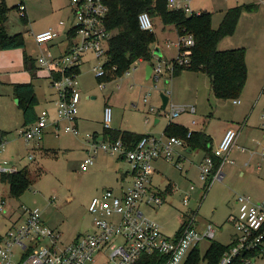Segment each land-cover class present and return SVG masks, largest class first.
<instances>
[{
  "label": "rangeland",
  "instance_id": "1",
  "mask_svg": "<svg viewBox=\"0 0 264 264\" xmlns=\"http://www.w3.org/2000/svg\"><path fill=\"white\" fill-rule=\"evenodd\" d=\"M69 2L70 0H27L22 5L25 6L30 17H25V14L20 12L17 7L22 3L20 0H6L7 6L11 9L7 30L12 35L22 33L25 42V46L21 48L23 53L32 55L31 57L37 58V60L42 55L48 56L47 47L39 46L34 41L33 20H37L39 26L47 25L56 19L58 21L60 19L65 20L68 16V10L61 18H57L58 15H52L53 8L67 7ZM211 2L216 9L213 21L216 28L223 11L220 6L224 0H211ZM206 3V0H197L196 4L192 6V10L199 12L200 7ZM51 15L53 17H49ZM47 17L49 18L46 19ZM162 29L159 21L155 27L157 39L161 45L165 43L167 37L174 41L172 45L167 44L170 51L169 57H172L175 52L178 53L179 51L177 43L179 39H177L176 32H163ZM235 34L236 32L232 36L224 38L221 43L234 42L235 39L230 37H234ZM60 40L58 39V41ZM56 49L52 48L51 54H57L58 50ZM254 54L256 53L254 52ZM157 63H160L163 70V75L159 76L158 79L155 77L147 79L145 64L137 62L130 68L129 74L126 73L124 76L106 83L105 88H103L102 83H99L93 72V67L96 65L89 63L83 65L78 78L81 101L79 103V130L77 134L66 133L67 122L65 121L61 122V131H57L58 135L49 134L45 137L44 142H36L37 140H35L27 143L19 135L20 132L17 133L12 130V133L4 139L2 163L10 167L15 165L20 169L28 168L32 185L23 196L16 199L10 195L9 183L3 181L0 175V197L8 210L4 214L5 220L0 223L1 232L9 229L6 228L8 222L11 225L21 221L19 219L22 216L20 209L23 205L42 210L44 222L62 233L60 239L62 246L71 244L78 235L93 232V217L89 212L92 199L106 188H117L120 185L118 179H120L121 169L130 171L131 168L127 161L98 151L94 155L95 164L89 168V171L83 172L81 170L82 163L87 159L85 149L90 150L94 134L98 133L96 135L98 142H95L99 145L104 140L102 120L105 103L109 98L111 99L110 104L114 107L111 127L116 130L132 129L140 131V133L147 131H152L155 134L160 133L164 126L169 123L168 113L171 112V107L166 110L163 109L162 95L172 97L175 105H180L179 103L182 102L181 105L183 106L178 107L195 106L197 114L194 119L200 123L209 121L214 133L219 132L220 126L223 125L219 118L229 120L230 123L234 121L232 125H237L235 129L239 132V136L246 128L247 123L262 124L264 66L255 61V58L252 60L250 68L248 67L247 79L248 94L250 98H254L252 102L245 103L243 97H240L242 102L240 105L233 103L238 99L217 100L209 89V79L206 76L188 73L181 75V78L174 79L167 72L168 62L159 60ZM170 63H176V58ZM47 83L45 81L44 85L48 86ZM247 84L244 91L247 89ZM117 86H120V89L117 90ZM40 92L43 97L44 92L42 90ZM145 98L147 99L146 104L143 103ZM133 104L138 105L141 110L133 109ZM42 108L41 105L40 110ZM146 118L149 120L148 124L145 123ZM156 119L161 120L160 124L155 125ZM174 120L189 122L191 117L189 114H182ZM244 136L246 135H243L242 138ZM155 137H160V135ZM87 141L90 143L88 144ZM199 158V156L193 157L192 160L198 163ZM186 165L187 168H190L188 175H182L170 162H159L156 164V168L161 174L180 186L190 184L196 186L197 190L193 192V198L188 207L195 211L197 202L202 200L198 214V230H204L209 223L218 227L214 240H204L200 244V252L202 256H205L213 241L224 246L231 243L234 229L227 222V219L233 213L232 201L236 195L251 196L250 184L254 183L256 179L247 182L234 173L232 178L228 176L224 180L205 186L199 171L193 168L190 162ZM232 167L226 165L225 172L227 173ZM180 202L181 199H176L173 202L175 207L166 204L155 210H147L148 215L162 226L164 233L168 236L174 235L182 224L181 211H185L184 208L186 207H181ZM99 261L100 259L98 263Z\"/></svg>",
  "mask_w": 264,
  "mask_h": 264
},
{
  "label": "built area",
  "instance_id": "2",
  "mask_svg": "<svg viewBox=\"0 0 264 264\" xmlns=\"http://www.w3.org/2000/svg\"><path fill=\"white\" fill-rule=\"evenodd\" d=\"M260 1L264 3V0ZM70 7L73 15L71 33H74V37L68 52L60 57L48 52V56L42 55L37 60L41 68L51 73L52 88L59 96L55 121L53 123L48 111H43L38 121L23 131L22 138L27 143L42 140L51 124L63 121L67 122L66 132L77 134L75 123L81 101L77 70L83 65L86 55L92 54L99 61L94 68L96 78L101 79L107 75L106 54L112 36L106 25L108 7L104 0H72ZM169 8L183 10L187 15L195 13L188 0H169ZM19 10L23 13L26 11L22 3L19 4ZM139 23L143 31H154L153 19L148 13L139 16ZM55 36L53 30H48L35 35V40L39 46H43ZM178 46L176 63L167 65L169 75H173L177 67L189 64L188 51L194 46L192 35L180 37ZM153 74L156 79L163 75L160 63L153 66ZM187 112L194 114L196 108L172 105L168 118L173 120ZM112 120L113 110L107 107L104 112L105 129L111 128ZM191 133L189 131L188 137ZM238 136L236 129H228L213 151V157L205 158L200 167V178L205 186L223 180V167L229 161ZM95 141L93 137L81 170L88 172L95 164L94 155L102 151L122 158L131 165L130 186L120 193L106 189L94 197L89 206L93 217V232L79 235L67 246L61 245L62 233L45 224L39 208L22 206V221L0 232V264H139L143 257L154 255L162 256L164 264H189L194 250L200 249L202 241L216 238L218 229L211 223L204 232L198 231L197 221L202 200L198 201L195 211L191 210L188 207L191 201L189 194L183 199L187 211L183 214L181 227L174 238L167 237L160 224L145 212L146 208L155 210L166 204L162 195L150 188L155 162L164 160L180 169V163L176 160L177 150L189 148L185 140L164 134L160 137L147 134L134 148L122 140L106 141L100 145ZM3 149L4 139L0 143V175L16 173L17 170L2 163ZM215 158L221 161L216 170ZM261 158L264 161V149ZM236 205V213L229 218L234 235L218 264H264V200L256 201L249 195L240 194ZM7 212L0 197V216ZM201 264L208 262L203 259Z\"/></svg>",
  "mask_w": 264,
  "mask_h": 264
},
{
  "label": "crops",
  "instance_id": "3",
  "mask_svg": "<svg viewBox=\"0 0 264 264\" xmlns=\"http://www.w3.org/2000/svg\"><path fill=\"white\" fill-rule=\"evenodd\" d=\"M26 1L27 0H21L22 4H24ZM71 1L72 0H70L69 5L67 7L62 6V7L53 8V14L52 15H58V16H56L57 18H61L66 13V11L68 10V16L65 20L60 19L58 21V19H56V21L50 22L49 24L42 25V26L38 25L37 20H35V21L33 20V23H32V25H33L32 34H34L33 38H34V41L36 44H37V42L35 40V35L42 33V32H45V31H48V30H53L55 32V34H56L55 38L52 41H50L49 43L43 45V46L47 47V50H49L48 52H50V53H51L52 48H57L56 49V50H58L57 54H53V56H55V57L64 56L68 52V50L71 46V43H72L71 40H69L70 33H71L72 21H73L72 10L70 7ZM196 2H197V0H188V4L190 5L191 9H192V6L194 4H196ZM206 2H207L206 3L207 5L205 4L203 7H200L199 12H195V13L209 12L212 14L213 21H214V12L216 11V9L213 7L211 0H206ZM0 3H1V0H0ZM52 5H53V3H52ZM244 5H256L257 10L253 13H248V12L243 13L241 15L240 20H239L237 31H236V34L234 36L235 38L230 37L231 39L232 38L235 39L234 42L228 41V42L221 43L222 42L221 41L219 43L218 48L220 51H228V50L242 49L243 48L247 52V67L250 68L251 62H252V60H254V58H255V61H257L261 66H264V3L263 2H261L260 0H224V2H222V6H220L223 9V11H222L221 16L219 18L220 21L218 23V27H216V28L214 27V24H213L214 22H212V27H213V29L217 30L220 27V25L224 19V16L228 10L235 8V7L244 6ZM24 14H25V17H28V16L30 17V14L28 12L25 11ZM9 15H10V13H9ZM52 15L49 17H53ZM49 17H47L46 19H48ZM8 20H9V16H8ZM8 20H7V23H8ZM158 20L159 19L153 20L154 32H155V27H156L157 23L160 21V20L159 21ZM7 23H6V28H7ZM160 23L163 27V29H162L163 32L169 31V33H172L170 31H174L177 34V39H180L178 32H177V29L175 27L164 26L161 21H160ZM7 32L10 36L22 34V33H17V34L12 35V34H10V32L8 30H7ZM61 38H63V39H61ZM58 39L59 40L61 39V40L58 41ZM178 42H179V40H178ZM173 43H174V41L170 40L167 37L165 43H163V45H161L160 41H158V39H157V43L153 47V61L151 63H147V62H144L142 60L139 61V63L145 64V76L146 77H147V74H146L147 66L150 65L153 67L156 65L157 61H159V60H164L165 62L170 63L177 57V55H178L177 52H175V55H173L172 57H169L170 51H169V45H167V44L172 45ZM254 52L256 54H254ZM29 56L31 57L32 55H29ZM24 59H25V53H23V50H21V49L0 51V135L1 136L3 135L4 138H6L10 133H12V130H15L17 133L20 132L19 135L22 137L23 131L28 126L32 125V124L25 125L24 114L19 107L18 99L15 95V86L16 85L32 84L34 86L36 98L38 101V104L35 108L36 118L39 119V117L43 111H48L50 113L52 119H53V123L55 121V115H56V111H57V102H58L59 96H58V93L52 88L51 73L48 70L41 68L39 66V64L37 62V58H36V59H34L35 60L36 73H35V76H33V74L25 68ZM87 63L97 66L99 64V61L95 58L94 55L88 54V55H86V57L84 59L83 65H85ZM96 66L93 67V72H94V68ZM81 67L77 70L79 74L81 73ZM188 73H192V72L185 71V72H182L177 77H174L171 75L170 76L175 79L178 77L181 78L182 77L181 75H183V74L185 75ZM194 74L204 75L202 73H194ZM204 76H206V75H204ZM154 77L155 76L152 73L151 77L147 78V79H151ZM45 81H46V83L48 82L47 83L48 86L44 85ZM98 81H99V83L103 84V88H105L106 83L111 82V81H108V82L104 83V82H102L101 79H98ZM248 88H249V84H247V89L243 92V95L241 96V97H243V101L245 103L252 102V100L254 98V97L250 98V96L248 94L249 93ZM116 89L117 90L120 89V86H117ZM209 89H210V91H212L210 79H209ZM41 90L44 92L43 97H42V94L40 92ZM212 94H213V91H212ZM167 97L169 98V102H168V105L165 108V110L167 108L171 107L172 105L177 106V107L183 106V105H181L182 102L179 103L180 105H175L173 102V98L170 97L169 95ZM145 99L143 100L144 104L147 103V99H146V102H145ZM110 100L111 99L109 98L106 101L105 107H104V112H105V109L107 107H110L113 110L114 107L110 104ZM217 100H219V99H217ZM237 101H240V103L235 104V105H240L242 103L240 99H238ZM233 103H234V101H233ZM41 105L43 106V108L40 110ZM133 105H134L133 109H136V110L139 109L138 105H136V104H133ZM193 107H195V106H193ZM140 110L141 109H139V111ZM151 111H152V109H151ZM184 114H189V116L191 117V120L189 122H181V121H176L174 119L169 120V123L166 124L164 126V129L158 134H155L152 131L140 133V131L132 130V129H128V130L120 129L117 131H121V132L126 131V132H131V133H135V134H139V135L149 134L152 136H159V135L161 136L165 133L167 127L170 124H173V125H176L179 127L187 128L189 131H192V132L204 133L206 136L211 138L212 150L214 151L219 146V144L221 143L222 139L224 138L226 131L230 128L235 129L237 126L235 124L232 125L234 123V121H233V123H230L229 120H222L219 118V120L222 122L223 125L220 126L219 132L214 133L211 129V123L209 121H204V122L200 123L199 121L194 119V117L197 114V110L194 114H191L189 112L184 113ZM263 114H264V112L261 115L262 124L261 123H256V124H253V123L248 124L247 123L246 124V128L243 130L241 136H239V138L237 140V144L231 152L232 154L230 153L229 161L227 163H225V165L223 167V174H224L223 180L228 176L230 178H232L234 173H236V175H238V177H240L242 180H246L247 182H249L253 179H256V181H255L256 183L254 182V183L250 184L251 196L256 201L264 200V161L261 158V152L264 149V118H263ZM179 117H177V118H179ZM146 120H148V119L146 118ZM231 120H233V119H231ZM250 120H251V118H250ZM160 121L161 120L156 119L155 125L160 124ZM192 122H196V124L194 125ZM207 122H209V123H207ZM145 123H146V121H145ZM148 123H146V124H148ZM102 124L104 126V113H103ZM75 127L77 128V131H78L79 130V118H77V120H76ZM242 127H244V126H242ZM110 129H112V127ZM59 130L61 131V122L51 124V126L45 132L43 139L40 141H36V142H44L46 136H48L49 134L56 135L57 131H59ZM104 130H105V127H104ZM104 130H103V139H104L103 142H106L109 140L104 138ZM112 130H116V129H112ZM66 133H69V132H66ZM97 134L98 133L94 134L95 135L94 138H95L96 142H98L97 137H96ZM243 135H246V136H244L242 138ZM85 152H88V150L85 149ZM200 154H202V156H200ZM197 156L200 157L197 160L198 163H196L192 160L193 157L196 158ZM206 157H207V155L204 151H200V150L191 151L189 148H187L186 150L178 149L176 160L180 163L181 168L179 169L178 166L174 165L173 163L172 164L174 165V167L178 171H180V173L182 175L183 174L188 175L190 172V168H187L186 164L190 162L192 164V167L196 168L200 174V167L203 165ZM119 160H124V159L119 158ZM159 162L164 163L166 161L158 160L155 162L153 174L151 177V183H150L151 190L157 191L158 193H160L162 195V197L165 199L166 204H170V205L174 206L173 202L176 201V199H181V202H180L181 207H186L183 205V199L187 194H189L191 196V200H192L193 192H195L197 190L196 186L193 184H190L188 186H186V185L180 186V185L174 183L173 181L169 180L166 176H164L163 174H161L159 172V169L156 168V164ZM167 163H169V162H167ZM4 165H6V164H4ZM226 165L233 166L231 169L228 170L227 173L225 172ZM6 166H9V165H6ZM11 168L17 170V172L23 170V169L17 168V166H15V165H13ZM129 173H130L129 170L124 171L121 169L120 179H118V184H120V185L117 188L111 187V188H106V189H112V190L116 191L117 193H120L123 190H125L132 183L131 175ZM1 177H2V175H1ZM192 187L194 189H192ZM106 189H104V190H106ZM237 196L238 195H236L232 201L231 206L234 209L232 211L233 213L228 217L227 222H229V218L233 214H235L237 211V205H236ZM1 200H2V198H1ZM23 206H25V205H23ZM20 210L22 212V209H20ZM147 210H152V209H149V208L145 209V212L149 218L153 219L151 216L148 215ZM184 210L185 211H183V210L181 211V218H183L184 212L187 211V207L184 208ZM23 217H24V214L22 212V216L19 219L21 220ZM4 220H5V216L4 215L0 216V223ZM21 221H19L16 224H19ZM45 224H47V223L45 222ZM12 225H14V224L12 223L11 225H9V222H8L6 224V228H10V226H12ZM198 227H199V224H197V228ZM205 228H204V230H205ZM216 228L218 229V227H216ZM179 229H178V231H179ZM162 230H163V228H162ZM204 230H202V231L198 230V231L204 232ZM178 231L172 236H168L165 233L164 234L169 238H174L177 236ZM233 235H234V233L232 234V236ZM212 244L213 243H211L210 246ZM218 244H220V243H218ZM220 245H222V244H220ZM222 246H224V245H222ZM227 246H225V247H227Z\"/></svg>",
  "mask_w": 264,
  "mask_h": 264
},
{
  "label": "trees",
  "instance_id": "4",
  "mask_svg": "<svg viewBox=\"0 0 264 264\" xmlns=\"http://www.w3.org/2000/svg\"><path fill=\"white\" fill-rule=\"evenodd\" d=\"M21 1V0H20ZM108 7L106 25L112 36L109 40L105 70L107 75L101 78L108 82L124 76L130 68L140 60L151 63L153 61V47L157 43L154 31H143L140 27L139 16L148 13L151 18L159 19L164 26H173L179 37L192 35L194 46L188 51L189 64L177 67L173 75L179 76L182 72L202 73L211 82L214 96L222 101L237 100L241 97L248 79L247 52L245 49L220 51L219 43L226 37L232 36L238 27L241 15L245 12L253 13L256 5H244L227 11L220 27H212L213 16L209 12H200L187 15L183 10H171L169 0H104ZM19 8V6H17ZM6 0L0 3V50L21 49L25 46L22 34L10 36L6 23L10 13ZM74 33H70L72 40ZM25 68L35 76V60L25 53ZM58 77V75H55ZM15 95L19 107L24 114L25 125L38 121L35 108L38 104L35 89L32 84L16 85ZM168 137H177L186 141L189 149L204 151L207 156L213 157L212 140L204 133L192 132L170 124L165 133ZM145 135L131 132H121L112 129L104 130V138L111 142L122 140L130 148H134ZM5 139L0 137V143ZM215 160V170L221 161ZM30 171L24 168L9 175H2V180L9 183L10 195L20 198L31 187ZM227 247L214 242L205 256L200 249L193 252L189 264H201L206 260L208 264H218ZM160 255L143 257L139 264H164Z\"/></svg>",
  "mask_w": 264,
  "mask_h": 264
},
{
  "label": "water",
  "instance_id": "5",
  "mask_svg": "<svg viewBox=\"0 0 264 264\" xmlns=\"http://www.w3.org/2000/svg\"><path fill=\"white\" fill-rule=\"evenodd\" d=\"M152 73H153V67L150 65L147 66V68H146L147 78H150ZM162 100H163V108L165 109L168 105L169 98L165 95H162Z\"/></svg>",
  "mask_w": 264,
  "mask_h": 264
}]
</instances>
